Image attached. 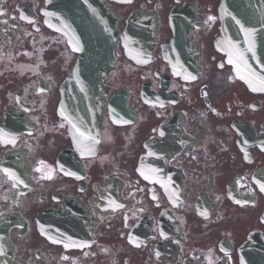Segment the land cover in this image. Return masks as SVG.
<instances>
[{
    "label": "flooded vegetation",
    "instance_id": "flooded-vegetation-1",
    "mask_svg": "<svg viewBox=\"0 0 264 264\" xmlns=\"http://www.w3.org/2000/svg\"><path fill=\"white\" fill-rule=\"evenodd\" d=\"M220 1L109 2L120 29L156 9L159 37L140 63L117 48L89 152L57 114L77 54L45 24V0H0V264H241V245L264 247V90L215 46ZM175 30L198 71L172 64ZM149 140L176 147L142 173Z\"/></svg>",
    "mask_w": 264,
    "mask_h": 264
},
{
    "label": "water",
    "instance_id": "water-1",
    "mask_svg": "<svg viewBox=\"0 0 264 264\" xmlns=\"http://www.w3.org/2000/svg\"><path fill=\"white\" fill-rule=\"evenodd\" d=\"M94 5L98 7L95 9ZM222 7L232 9L237 25L226 30L231 36L228 44L237 51L241 62H248V72L264 80V0H224ZM48 8L56 18L53 27L72 37L70 42L84 52L65 91L71 108L85 111L80 125H87L88 107L100 87L115 44V20L98 0H50Z\"/></svg>",
    "mask_w": 264,
    "mask_h": 264
},
{
    "label": "snow or ice",
    "instance_id": "snow-or-ice-1",
    "mask_svg": "<svg viewBox=\"0 0 264 264\" xmlns=\"http://www.w3.org/2000/svg\"><path fill=\"white\" fill-rule=\"evenodd\" d=\"M249 35L251 36L252 35V32L249 33ZM232 61L230 60L229 63H231ZM192 79H195V77H192ZM81 136H83V133L80 134ZM93 142L95 143V140H93ZM89 152L92 151V149H87ZM68 245H66L67 247Z\"/></svg>",
    "mask_w": 264,
    "mask_h": 264
}]
</instances>
